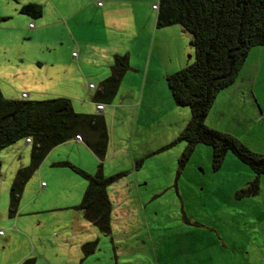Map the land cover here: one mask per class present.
Instances as JSON below:
<instances>
[{"label":"rangeland","instance_id":"rangeland-1","mask_svg":"<svg viewBox=\"0 0 264 264\" xmlns=\"http://www.w3.org/2000/svg\"><path fill=\"white\" fill-rule=\"evenodd\" d=\"M84 1L71 2L79 6ZM92 1L99 6L104 0ZM119 1L118 8L143 14L144 20L138 18L144 24L150 23L152 16L156 19L158 11L153 5L159 0ZM46 2L0 0V15L8 18L0 22L8 29L0 33V46L12 47L10 55L0 54L2 94L7 99H22L26 93L29 101L66 95L76 113L94 115L93 95L101 81L109 77L110 65L105 58L93 59L75 47L62 57L67 69L63 64L60 71L52 72L51 78L59 88L52 82L47 89H38L45 75L38 81L33 74L18 81L5 70L8 63L3 62H35L40 38L29 32H34L31 27L39 19L22 15L20 8L27 4L44 8ZM81 12H77V19L86 23L85 29H92L87 25L98 20L93 21L92 12ZM70 26L76 32L75 25ZM102 36L101 44L119 43L107 32ZM183 40L184 64L173 72L196 61L191 35L186 33ZM260 63L257 84L252 88L264 104V46L252 48L232 93L244 88L241 83L254 77L252 73ZM74 64L81 65L80 74ZM57 75L59 79L54 78ZM90 83L95 90H88ZM160 83L146 98L153 105L148 114L143 113L145 101L140 108L119 110L116 115L111 108L103 113L110 132V154L102 163L103 173L106 177L121 175L107 189L111 203L108 234L87 221L78 208L88 182L63 165L70 163L89 174L97 172L100 162L86 145L68 143L52 149L23 185L15 215L11 213L12 188L17 172L31 165L32 145H26L23 139L0 152V264H22L26 260L34 264H264V175L259 192L246 195L256 177L254 171L232 151L215 169L212 147L205 144L197 145L185 168L180 169L178 160L186 144L169 146L188 124L191 110L175 103L165 79ZM131 85L137 89V84L130 81L121 88ZM231 102L217 96L206 125L232 134L253 152L264 154V118L259 120L254 102L249 103L251 108L246 103ZM85 245H93L92 250L86 252Z\"/></svg>","mask_w":264,"mask_h":264},{"label":"trees","instance_id":"trees-1","mask_svg":"<svg viewBox=\"0 0 264 264\" xmlns=\"http://www.w3.org/2000/svg\"><path fill=\"white\" fill-rule=\"evenodd\" d=\"M20 13L37 19L42 16L43 7L23 5ZM4 20L0 15V22ZM175 25L191 35L196 61L166 76L175 103L191 110L190 121L169 147L177 142L186 144L178 160L180 169L185 168L199 144L212 147L215 169L221 167L226 154L232 151L254 171L256 177L244 193L255 195L264 175V154L253 152L232 134L209 127L206 118L219 93L237 80L252 48L264 46V0H159L157 28ZM129 70L128 56L116 55L111 75L101 83L94 102L112 104ZM76 136L83 138L100 162L99 169L89 174L70 163L63 165L73 168L88 182L78 208L87 221L108 234L111 203L107 189L121 175L106 177L103 173L102 163L110 154L105 116L76 113L67 98L7 99L0 89V152L20 140L31 138L32 141L31 165L17 172L12 188L13 215L18 210L23 185L46 156ZM1 167L0 162V173ZM92 247L85 245L83 249L87 252ZM22 264H34V261L26 260Z\"/></svg>","mask_w":264,"mask_h":264},{"label":"crops","instance_id":"crops-1","mask_svg":"<svg viewBox=\"0 0 264 264\" xmlns=\"http://www.w3.org/2000/svg\"><path fill=\"white\" fill-rule=\"evenodd\" d=\"M71 1L72 0H47L43 8L42 16L37 18L39 20H37L35 25L32 26V23H30V26H32L31 30L34 31L29 32L30 35H35L37 38H40L39 50L38 52L36 51L35 62H26L24 60L20 62L17 61L16 63L3 62L8 63L5 70L18 81L25 79L26 75L30 74L35 75V80L38 81L39 79L37 78H41L42 75H45V78L41 80L43 83L40 82L42 84L37 87L38 89H47L52 82L54 83L53 85L59 88V83L56 84L55 79L51 78L52 72L60 71V67H63V64L65 65V61L62 57L64 55H69L75 47L78 48L80 54L90 56L93 59L105 58L108 65H110L108 69L109 74L107 76L111 75V67L114 63L115 56L127 55L129 58L130 70L125 74L113 103H101L105 105V109L101 114L105 113L107 108H111L115 113L114 115H116L119 110L135 108L134 106L140 108L144 101L146 102V107L143 110L146 111L143 113L148 114L153 108V105L151 102L146 101V98H149L156 91L157 85L161 86L160 82L162 79L166 80L168 74L176 72H173V69H176L178 66L181 67L184 64L181 58L184 53L183 39L187 32L178 25L157 28V16L156 19L152 16L150 23L147 21V23L144 24L143 21L138 18V16H142L144 20L145 17L143 14L141 15L139 11L129 12L128 10L118 8L116 4L120 2L119 0H104L99 6L92 0L84 1V4L80 2L79 6H75V3ZM79 10L82 11L81 13L92 12L93 21L98 20L96 24L92 23L91 25H87L88 27H92V29H85L86 23L77 19L76 16ZM3 18L8 20L7 17ZM26 22H30V20L27 19ZM70 24H72V26L75 25L76 32L72 31ZM5 26H0V33H5L8 30ZM101 26L103 27L101 28ZM103 32H107V35L112 39H119V43L105 42L101 44L100 37H103ZM17 33H19V31ZM156 37L157 43L155 42ZM97 39L100 41L95 42ZM11 48L12 47H9L8 44H2L0 46V54L10 55L12 53ZM80 66L79 64H74V68L79 74ZM262 66L264 67V65ZM74 68L72 67V70H74ZM64 69H67L66 65ZM260 69L261 63L258 65L256 73L254 71L252 73L251 71L254 77L249 76L247 80H243L240 86L244 88L238 92L232 93L237 85L236 83L238 80H236V82L222 90L218 96L219 98L225 97L228 102L232 101V105L239 103L244 105V103H246L248 106L249 103L252 105L254 102L259 120H262L264 118V104L261 103V97L258 96L259 94L252 88V86L257 84ZM58 77L57 75L54 78ZM239 77L241 78L242 75L240 74ZM63 78V80H65V77ZM103 81H101V83ZM126 81L136 83L137 89L135 90L133 85L122 89L121 87ZM101 83L100 88L93 95V99L96 94L101 91ZM95 88L93 84V87L88 88V90H95ZM73 89L75 88L70 87V90ZM64 90H67V88ZM119 93L120 97L118 98ZM129 93H134V95L130 96ZM62 96L65 97L61 98L68 99L66 95ZM138 98L139 106H137L138 102L129 103V101ZM248 107L251 108L252 106ZM96 114H98V112ZM68 143H81L86 145L82 137H80V139H76L75 137L64 144ZM88 149L90 150L89 147ZM24 259V256L21 257L19 263H22Z\"/></svg>","mask_w":264,"mask_h":264},{"label":"built area","instance_id":"built-area-1","mask_svg":"<svg viewBox=\"0 0 264 264\" xmlns=\"http://www.w3.org/2000/svg\"><path fill=\"white\" fill-rule=\"evenodd\" d=\"M99 5H101V3H99ZM153 8L158 11V4L157 5L156 4L153 5ZM88 87L89 88H92L93 87V84H89ZM27 97H28V94H26V93H23L22 94V99H27ZM104 109H105V105L104 104L96 103V110H97L98 113L103 112ZM76 139H80V136H77ZM31 143H32L31 138H27L26 139V144H31Z\"/></svg>","mask_w":264,"mask_h":264}]
</instances>
